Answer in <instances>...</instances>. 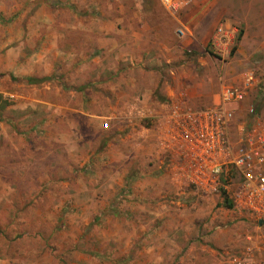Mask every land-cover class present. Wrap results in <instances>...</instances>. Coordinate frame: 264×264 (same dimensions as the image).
I'll list each match as a JSON object with an SVG mask.
<instances>
[{
	"label": "rangeland",
	"instance_id": "rangeland-1",
	"mask_svg": "<svg viewBox=\"0 0 264 264\" xmlns=\"http://www.w3.org/2000/svg\"><path fill=\"white\" fill-rule=\"evenodd\" d=\"M78 2L0 0V264H226L241 236L257 228L235 220L222 197L175 189L148 148L151 136L104 131V120L91 115V90L106 84L92 60L112 75L119 65L109 60H140L144 33L157 31H146L143 22L157 17L144 13L159 5L127 0L122 14L118 7L93 17L116 25L105 34L91 31V4ZM194 2L202 18L191 39L174 33L177 54L194 55L182 44L199 42L214 64L235 67L239 78L256 71L262 89L243 110L253 104L264 114V0H191L190 7ZM222 7L226 14L212 18L210 9ZM229 18L238 31L220 43L216 30ZM100 38L111 41L100 47ZM187 63L153 62L145 71L160 87L186 65L204 73L197 60ZM43 65L47 74L38 72ZM138 68L124 69L146 77ZM153 100L156 109L168 102ZM157 125L143 122L147 135Z\"/></svg>",
	"mask_w": 264,
	"mask_h": 264
},
{
	"label": "built area",
	"instance_id": "built-area-1",
	"mask_svg": "<svg viewBox=\"0 0 264 264\" xmlns=\"http://www.w3.org/2000/svg\"><path fill=\"white\" fill-rule=\"evenodd\" d=\"M159 2L180 25L177 35L187 37L188 31L179 17L190 0ZM237 31L236 27L221 23L215 39L230 42ZM260 89V76L254 70H246L237 83L224 84L208 107L193 109L176 100L155 115L151 110L132 106L142 121L158 119L152 141L161 169L170 175L179 191L222 198L226 191L235 220L257 228L256 232L241 236L237 250L226 255V264H264V114L253 104L243 110ZM113 124L108 119L103 129L111 131Z\"/></svg>",
	"mask_w": 264,
	"mask_h": 264
},
{
	"label": "crops",
	"instance_id": "crops-1",
	"mask_svg": "<svg viewBox=\"0 0 264 264\" xmlns=\"http://www.w3.org/2000/svg\"><path fill=\"white\" fill-rule=\"evenodd\" d=\"M77 1L81 3H87L88 6L91 4V31L93 32L97 29L96 32H102L105 34L111 33L113 31L115 32L116 25L108 20L104 21L102 25H99L97 24L98 19L93 17H108L111 15L112 11L117 10L118 7L119 13L122 14L124 11L123 9L126 8L127 2V0H91L90 2H87V0ZM156 2L159 6H155V8L145 11L144 13V16H150L153 14V16L157 17L156 20L154 22L145 20L143 22V26L146 31H150L152 29L149 33L155 31L153 29H156L157 31H155V35H147L148 32L144 33V37L142 39L146 41L143 43V45H140V60H128L129 58H123V60H109L108 64H110L111 61H115L114 64L110 65H119L116 68H112L115 71L114 75H112V72L109 68L100 62L101 60H92L93 62H91V65L94 67V74L97 75L98 79L103 75L106 81L103 89H101L102 92L91 90V115H97V117L101 118L102 121L104 120V122L108 119H112L114 124L111 131L130 132L134 133L135 135L140 134L142 137H146V139L148 136H151L152 139L154 130L153 132H150L149 135H147L148 132H145L146 129L143 127L144 121L136 117L135 111L132 110V106H138V108L146 110L147 112L151 110L155 113V115H158L162 113L165 106H162L161 109L153 108V106L156 104V100L153 99L160 96L162 100L165 99V101H168L167 104L171 101L181 100L184 101L186 106L190 108H204L211 106L216 97L219 95L222 86L224 85L217 77L219 74L222 73L224 77L231 81L233 80V83H237L240 80L238 69L233 66L221 67L214 64L211 59L204 54V45L199 42L182 44L183 46L188 45L191 48L193 47V49L196 51L194 55L189 54V56H185L181 53L177 54L176 46H179L180 44L176 45L174 33L177 32V27L180 25L166 12V10L161 6L159 0H156ZM194 4L195 2L193 5ZM190 5L191 0L190 4L186 6L179 17V21L188 31L187 37L189 39H191L192 32L194 31V28H196V21L200 20L202 18L201 15L203 14L202 10H195V5H192L191 7ZM224 10L225 9L222 7L219 10L216 9L211 11L210 9V11H208L210 14L212 13L211 15L213 18L216 14H219V17L225 15L226 13ZM231 20L232 19L229 18V20L226 22V25L233 26ZM171 21L174 23V30ZM93 26H96L97 28L95 29ZM166 33L168 34V40L164 36ZM110 39L111 38H100L98 40L99 46L104 47L105 45L109 44L108 41ZM151 39L156 40L154 42H150ZM120 54V59H122L124 54L127 55V53H123L122 51H120ZM164 60H185V64H188L187 62L189 60H197L199 65L205 66L204 73H196L194 69L192 70L190 65H186V68L183 67L181 70H172L171 77L167 79L169 83H164L163 86L160 87V81H158V83L156 80L157 75L151 72L153 75L150 77L145 70L147 68L151 69L150 66L153 64V62L154 67L161 66ZM102 65H104L103 69H100V66ZM130 65L131 67L134 65H139L140 68H138V70H140L143 74L145 73L147 76H133V74H135L134 69H131L132 73H130L128 70L125 71L124 68L130 69ZM219 68H222V71H219ZM34 69L37 71V68ZM41 69H44V73H48V68H46V65L40 67L38 72L43 71ZM108 69L110 72L107 74ZM113 78H118L117 83H113V81H111ZM132 92H134L135 95L130 97ZM156 92L158 96H156ZM103 123L101 124L102 130H104ZM1 128H4V126H1ZM150 141L151 143H149L148 148L150 152L152 151V155L157 157V148L153 141ZM165 174L174 188L178 190V186H176L171 181L170 175L167 172H165Z\"/></svg>",
	"mask_w": 264,
	"mask_h": 264
},
{
	"label": "trees",
	"instance_id": "trees-1",
	"mask_svg": "<svg viewBox=\"0 0 264 264\" xmlns=\"http://www.w3.org/2000/svg\"><path fill=\"white\" fill-rule=\"evenodd\" d=\"M45 79L48 80L49 78H45ZM45 79H43V80H45ZM28 81L30 82L31 80L29 79ZM40 81H42V80H38V82H40ZM222 196L224 198V205L226 207H228L229 209H231L233 206H232V202L229 200V197L227 195V192L226 191H223Z\"/></svg>",
	"mask_w": 264,
	"mask_h": 264
},
{
	"label": "water",
	"instance_id": "water-1",
	"mask_svg": "<svg viewBox=\"0 0 264 264\" xmlns=\"http://www.w3.org/2000/svg\"><path fill=\"white\" fill-rule=\"evenodd\" d=\"M260 224H262V222H260Z\"/></svg>",
	"mask_w": 264,
	"mask_h": 264
}]
</instances>
